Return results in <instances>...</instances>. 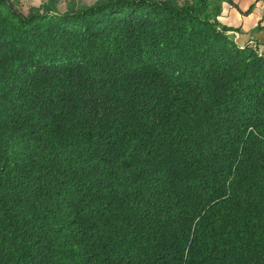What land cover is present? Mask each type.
<instances>
[{
    "label": "trees",
    "instance_id": "1",
    "mask_svg": "<svg viewBox=\"0 0 264 264\" xmlns=\"http://www.w3.org/2000/svg\"><path fill=\"white\" fill-rule=\"evenodd\" d=\"M60 1L0 0V264H264V47L226 0Z\"/></svg>",
    "mask_w": 264,
    "mask_h": 264
},
{
    "label": "crops",
    "instance_id": "2",
    "mask_svg": "<svg viewBox=\"0 0 264 264\" xmlns=\"http://www.w3.org/2000/svg\"><path fill=\"white\" fill-rule=\"evenodd\" d=\"M264 13V0H226L218 21L230 29L240 45L256 44L264 47V27L260 32L251 33ZM264 26V25H263Z\"/></svg>",
    "mask_w": 264,
    "mask_h": 264
},
{
    "label": "rangeland",
    "instance_id": "3",
    "mask_svg": "<svg viewBox=\"0 0 264 264\" xmlns=\"http://www.w3.org/2000/svg\"><path fill=\"white\" fill-rule=\"evenodd\" d=\"M71 1L87 6L95 2V0H61L58 5V10L60 12H64L67 4ZM45 2L46 0H15L14 8L26 15L30 12V10L39 8Z\"/></svg>",
    "mask_w": 264,
    "mask_h": 264
}]
</instances>
